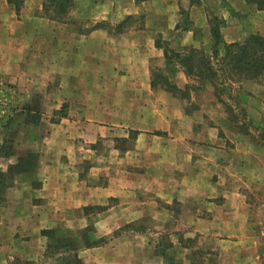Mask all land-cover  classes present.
Returning <instances> with one entry per match:
<instances>
[{
    "label": "crops",
    "instance_id": "1",
    "mask_svg": "<svg viewBox=\"0 0 264 264\" xmlns=\"http://www.w3.org/2000/svg\"><path fill=\"white\" fill-rule=\"evenodd\" d=\"M46 1L18 11L0 0V264H56L50 234L135 224L168 233L174 259L141 229L85 250L93 264H264V143L214 92L187 109L154 84L161 73L186 87L165 48L210 53V13L229 44L264 35V11L246 0H74L71 16L89 21L76 25L46 15ZM15 103L13 125L2 117ZM260 110L248 107L256 126Z\"/></svg>",
    "mask_w": 264,
    "mask_h": 264
},
{
    "label": "rangeland",
    "instance_id": "2",
    "mask_svg": "<svg viewBox=\"0 0 264 264\" xmlns=\"http://www.w3.org/2000/svg\"><path fill=\"white\" fill-rule=\"evenodd\" d=\"M72 2L73 4L68 12L61 15V17H58L57 21L75 23L76 25H84L86 22L88 24L89 21L85 22L84 18L74 19V17L71 16L70 11L73 8L74 0ZM44 4L45 12H48L52 16L56 15L57 11H59V9H56L55 7V2L53 3L50 2V0H47ZM24 8L25 0L20 9ZM220 73L221 72H219V75ZM196 80L198 79H195V81L192 80L191 83L193 86H199L198 89L195 90L198 91L195 92V94L198 93V95L195 96V100H191L194 90H189L188 98H182L190 101H187V109H193L195 106L200 105L199 103H205L206 101L210 100V98H212V93L214 92V98L216 102L224 107L230 121L237 127L239 125H242V127L248 131V134L246 135L255 136V140L264 143V72L257 80H239L237 78H234V80L232 81L226 79L222 81L220 78L217 81L218 83L221 82L220 85H217V92H215L212 83L214 81L209 82L205 79L201 82H196ZM253 100L256 102L257 106L261 108L260 114L262 116V124L259 126L255 125L254 119L248 111V107ZM2 105V102H0V106ZM21 105L22 103H15L14 106H10V110L5 112L2 117L4 122L12 123V121L14 120V115L19 114L17 113V110L21 107ZM227 108H229L231 111L228 112ZM25 125L26 124H24V126ZM3 133H5L9 140H11L12 137L15 138L14 128L10 129L9 127V129H4ZM33 160L34 159L31 158V161ZM94 228V225H88L86 228H80L76 226L75 229L68 234H62L60 232L50 234L49 236L52 240L48 244V252L53 255H51L50 257L54 259L56 264H93L95 262V258H98L96 256V253H88L85 250L93 248H103V250L109 249L111 247H115L113 242L111 243L108 240L110 236L121 234L122 231H138L141 229H148V233H150L153 238H156L155 240L149 241L152 249L164 253L166 251H169L168 253H166L167 258L174 259V255L172 252L175 243L170 240L169 234L165 231H162L161 234H156L159 231V227L156 225H125L122 226L119 230L114 231L113 233H108L101 236L96 234V230L92 232ZM181 243L182 245L188 246L193 254L194 252L201 253L202 251H204L202 247H200V243H198V241L183 240L181 241ZM125 247V242L120 244V248L124 249Z\"/></svg>",
    "mask_w": 264,
    "mask_h": 264
},
{
    "label": "trees",
    "instance_id": "3",
    "mask_svg": "<svg viewBox=\"0 0 264 264\" xmlns=\"http://www.w3.org/2000/svg\"><path fill=\"white\" fill-rule=\"evenodd\" d=\"M73 0H50L55 2L57 11L56 15L52 16L45 12L50 18L57 19L61 15L66 14L72 6ZM198 2V0H191V2ZM248 3L256 4L260 10L264 11V0H246ZM19 11L24 0H9ZM47 8V6H46ZM187 14L184 13L185 18ZM188 19V18H187ZM184 19V23L187 22ZM224 20L214 13L209 14V24L211 27L213 50L211 53L206 52L203 48L190 47L184 51H176L169 46L165 48V54L168 59H172L180 64L189 79V83L185 88L170 83V81L161 73H157L154 77V84L164 87L169 92L180 98H188L189 90H197L199 86H193L192 80L201 82L208 80L213 83L215 92H217V81L221 78L223 81L234 80H257L264 72V35L260 33L250 34L242 42L225 43L221 34V26ZM224 45V52L221 53L220 47ZM219 72L220 75H219ZM234 78H233V77ZM214 79V80H212ZM216 79V80H215ZM228 112L231 110L227 108ZM233 121V120H232ZM240 132L248 134V131L239 125ZM255 140V136H251ZM261 143L260 141H257ZM30 166L32 161H27ZM21 167L18 165L13 168Z\"/></svg>",
    "mask_w": 264,
    "mask_h": 264
}]
</instances>
